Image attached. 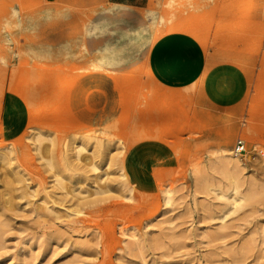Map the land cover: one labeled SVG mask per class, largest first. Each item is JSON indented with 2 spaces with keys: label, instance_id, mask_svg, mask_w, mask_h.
Instances as JSON below:
<instances>
[{
  "label": "rangeland",
  "instance_id": "1",
  "mask_svg": "<svg viewBox=\"0 0 264 264\" xmlns=\"http://www.w3.org/2000/svg\"><path fill=\"white\" fill-rule=\"evenodd\" d=\"M113 8L0 0V264H264V0ZM171 34L201 46L191 86L145 61Z\"/></svg>",
  "mask_w": 264,
  "mask_h": 264
},
{
  "label": "crops",
  "instance_id": "2",
  "mask_svg": "<svg viewBox=\"0 0 264 264\" xmlns=\"http://www.w3.org/2000/svg\"><path fill=\"white\" fill-rule=\"evenodd\" d=\"M115 10L129 14L138 25V13L146 0H108ZM139 26V25H138ZM145 61L152 76L169 88H184L195 84L203 73L204 56L199 43L185 34L164 36L146 50Z\"/></svg>",
  "mask_w": 264,
  "mask_h": 264
},
{
  "label": "bare ground",
  "instance_id": "3",
  "mask_svg": "<svg viewBox=\"0 0 264 264\" xmlns=\"http://www.w3.org/2000/svg\"><path fill=\"white\" fill-rule=\"evenodd\" d=\"M38 141L40 142V141H42V140L38 139ZM82 146H83V145H82ZM82 146H81V148H80V146H79L78 148L81 150V149L83 148ZM73 149H74V148H73ZM76 149H77V148L75 147V151H77V152H76V155H77L76 157L78 158V157H79V156H78V155H79V149H77V150H76ZM68 151H69V153L71 152L70 150H68ZM75 151H74V152H75ZM80 152H82V151H80ZM95 152H97V151H95ZM95 152H94V153H95ZM64 153L66 154V152H64ZM72 153H73V152H72ZM70 154H71V153H70ZM70 154H69V156H70ZM74 154H75V153H74ZM91 155H95V154H91ZM65 156H68V155L66 154ZM69 156H68V157H69ZM74 156H75V155H74ZM74 156H73V157H74ZM61 157H63V156L61 155ZM70 157H71V156H70ZM92 157H93V156H92ZM64 158H66V157H64ZM74 158H75V157H74ZM74 158H73V159H74ZM77 158H76V159H77ZM221 158H223V162H220V166H222V164L224 165L223 167H226V168H227L228 166H233L234 169H236V168L239 167V163H238L239 161H237V159L230 158L229 155L226 156L225 154H224V156H221ZM70 159H72V158H70ZM76 159H74V160H76ZM89 159H91V157H90ZM67 160H68V159H66V161H67ZM77 160H78V159H77ZM232 160H233V161H232ZM64 161H65V160H64ZM70 161H71V160H70ZM70 161H69V162H70ZM67 162H68V161H67ZM67 162H66V163H67ZM72 162H73V161H72ZM72 162H71V165H72ZM221 163H222V164H221ZM68 164H70V163H67V165H68ZM90 164H91V163H90ZM96 164H97V163H96ZM64 165H65V164H64ZM67 165H66V166H67ZM71 165H69V166L72 167V169H73V173H74L75 176H77V172H78V175H79V174H82V172H83V174H85V172H87V169L84 168V167H82V166H80V165H79L80 167H77L78 165H74V168H73V165H72V166H71ZM90 166H92L90 170H92V168L95 169V170L97 169V168H96V165H94V166H93V165H90ZM70 167H69V168H70ZM66 168H67V167H66ZM69 168H68V169H69ZM240 168H241V167H240ZM72 169L70 168L69 170L72 171ZM228 169H229V168H228ZM237 170H238V169H237ZM60 172H61V171H60ZM79 172H80V173H79ZM61 178H62V176H61ZM14 180H15V179H14ZM57 180H58V179H57ZM17 181L19 182V181H20V178H19V179H16L14 182H17ZM59 181H60V180H58L57 182H59ZM11 185H12V183H11ZM11 185H10V186H11ZM11 187H12V186H11ZM54 192H55V191H54ZM56 192H57V191H56ZM52 193H53V192H52ZM75 193H76V192H75ZM55 194H57V193H55ZM61 195H62V194H61ZM62 196H63V195H62ZM65 196H66V195H65ZM63 197H64V196H63ZM63 197L60 198V200H61L62 203H63V201H62V198H63ZM76 197H77L76 194H72V195H71L70 198H73V199H72V200H73V203H72V200H71V202H70V201L67 202V201H68L67 197H66L65 199L63 198V200H66V199H67V200H66V203H68L67 205H69V203H70V205L73 204V205H71V206H70V205H69V206H66V205H64V203L62 204L61 202L58 203L57 201H55V199L51 201V204H53V205H58V206H63V208H64L65 211H66L64 214H63V213L60 214L59 212H57V213H59V216L55 217L57 220H59V219L65 217V219H66L67 221H68L70 218H72V220H71L72 223H75V222H76V221H75V222L73 221V217L76 218L77 215L80 213L77 209H73L74 207L72 208V206H74V204L76 203V201H75V198H76ZM70 198H69V199H70ZM74 201H75V202H74ZM47 203H50V202H47ZM47 203H46V204H47ZM66 203H65V204H66ZM76 205H77V203L75 204V207H77ZM45 211H47V213H49V214H51L52 212H53V213L56 212V210H55V208H53V206H50V207H49V206H45ZM75 218H74V219H75Z\"/></svg>",
  "mask_w": 264,
  "mask_h": 264
},
{
  "label": "built area",
  "instance_id": "4",
  "mask_svg": "<svg viewBox=\"0 0 264 264\" xmlns=\"http://www.w3.org/2000/svg\"><path fill=\"white\" fill-rule=\"evenodd\" d=\"M234 152L238 155H242V153L245 152V145L244 142H242L241 140H238L234 146ZM262 159L264 161V153L262 156Z\"/></svg>",
  "mask_w": 264,
  "mask_h": 264
}]
</instances>
